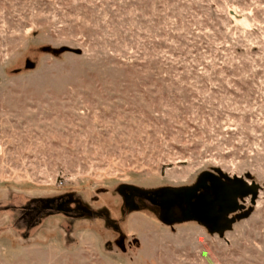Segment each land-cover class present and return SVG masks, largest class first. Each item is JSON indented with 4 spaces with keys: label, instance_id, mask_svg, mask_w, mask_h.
Masks as SVG:
<instances>
[{
    "label": "rangeland",
    "instance_id": "obj_1",
    "mask_svg": "<svg viewBox=\"0 0 264 264\" xmlns=\"http://www.w3.org/2000/svg\"><path fill=\"white\" fill-rule=\"evenodd\" d=\"M0 264H264V0H0Z\"/></svg>",
    "mask_w": 264,
    "mask_h": 264
},
{
    "label": "water",
    "instance_id": "obj_2",
    "mask_svg": "<svg viewBox=\"0 0 264 264\" xmlns=\"http://www.w3.org/2000/svg\"><path fill=\"white\" fill-rule=\"evenodd\" d=\"M202 180L209 181V190L206 192L198 193L197 185L192 190L180 191L178 197L164 191L142 193L150 200L156 198L155 200H158V203L165 207L170 204H176L179 198L181 200L185 199L186 210L183 214L184 219L196 220L205 226L217 230L219 222L224 216L242 209L243 206L238 204V198L250 197L251 203H253L259 189V186L254 182L248 184L243 178L239 177L222 181L220 177L205 173L199 183ZM165 213L167 214V211Z\"/></svg>",
    "mask_w": 264,
    "mask_h": 264
},
{
    "label": "flooded vegetation",
    "instance_id": "obj_3",
    "mask_svg": "<svg viewBox=\"0 0 264 264\" xmlns=\"http://www.w3.org/2000/svg\"><path fill=\"white\" fill-rule=\"evenodd\" d=\"M214 176H217V175H214ZM217 177H220V179L222 181L223 178L221 176H217ZM209 190V181H201L199 184H198V187H197V192L200 193V192H206ZM125 191L127 192V195H126V200L128 201L130 198L134 197V196H139L140 198H146L142 191L139 192V190H136V189H133V188H125ZM148 199V198H147ZM156 198H154L153 200H150V202L153 204H157L158 205V200L156 201L155 200ZM181 202V199L179 198L178 201L176 202V204H179ZM34 204H37L36 202H33ZM56 205V206H55ZM49 206L51 207H57L58 210L60 211H69V210H64L62 207H60L59 205L55 204V201L53 200H46V201H41L40 204H39V208H46V209H51ZM37 207L38 210H36V208H33L32 211H39V208Z\"/></svg>",
    "mask_w": 264,
    "mask_h": 264
}]
</instances>
